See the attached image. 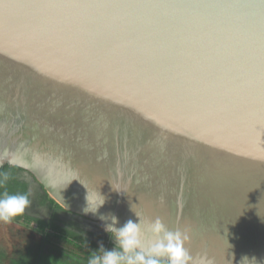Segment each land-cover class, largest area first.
I'll use <instances>...</instances> for the list:
<instances>
[{"label": "water", "instance_id": "water-1", "mask_svg": "<svg viewBox=\"0 0 264 264\" xmlns=\"http://www.w3.org/2000/svg\"><path fill=\"white\" fill-rule=\"evenodd\" d=\"M6 165L146 245L187 230L190 264H264V0H0Z\"/></svg>", "mask_w": 264, "mask_h": 264}, {"label": "clouds", "instance_id": "clouds-1", "mask_svg": "<svg viewBox=\"0 0 264 264\" xmlns=\"http://www.w3.org/2000/svg\"><path fill=\"white\" fill-rule=\"evenodd\" d=\"M7 179L6 175L0 179V186H3ZM30 204L28 193L10 194L6 190L3 191L0 193V222L10 223L15 217L23 215ZM104 204L105 197L100 193L99 195L87 193L83 212L96 215L102 221L103 230L111 234L114 247L111 250L106 249L101 242L98 254L90 256L88 264H163L164 260L167 264H190L193 260L186 247L190 240L187 230H171L160 217H157L148 224L155 239L146 245L142 239L144 221L139 212L131 207L138 220L129 219L118 227L119 218L114 213L99 212ZM232 255L234 258V254ZM255 259V256L244 254L237 264H253ZM200 264H213V262L202 258Z\"/></svg>", "mask_w": 264, "mask_h": 264}, {"label": "flooded vegetation", "instance_id": "flooded-vegetation-1", "mask_svg": "<svg viewBox=\"0 0 264 264\" xmlns=\"http://www.w3.org/2000/svg\"><path fill=\"white\" fill-rule=\"evenodd\" d=\"M5 175L8 179L5 181L3 186H0V193L5 190L10 194L28 193L29 199L31 200L30 206L25 211V214L28 216L43 219L75 234L82 231L83 237L92 240L98 248L101 242L106 249L111 250L114 247L111 234L102 232L100 230L101 228H99L101 226L96 222L66 209L57 210L48 200L45 201L44 188L32 173L24 169L14 170L12 168H5L4 166L0 167V179H2ZM41 209H44L47 212V217H42L38 214L41 212ZM66 215H71V218L68 217L67 219ZM11 222L14 224H20L24 223V220H21L19 223L15 221ZM33 224L35 226L31 227ZM95 225H98V227ZM36 228L37 224L32 223L29 229L34 231Z\"/></svg>", "mask_w": 264, "mask_h": 264}, {"label": "trees", "instance_id": "trees-1", "mask_svg": "<svg viewBox=\"0 0 264 264\" xmlns=\"http://www.w3.org/2000/svg\"><path fill=\"white\" fill-rule=\"evenodd\" d=\"M4 167L12 168L14 170H23L22 168L10 165H6ZM44 193L45 201L48 200L50 204L57 210H64V208L45 190ZM21 220H24V223L28 224L27 226H29V228L32 223H36L37 228L34 231L29 229L28 231L24 232V241L18 246H15L11 252L0 249V264H32L33 262L34 264H38L39 257L47 243L56 247L63 246L66 249H69L70 246L74 245V250L80 252L83 250V247L81 246L82 244L77 243V241H81L88 246H96L94 243L86 240L80 235L69 232L43 219L28 216L25 213L21 216L15 217L12 221L19 223ZM94 254L98 253L94 252ZM164 264H167V262H164Z\"/></svg>", "mask_w": 264, "mask_h": 264}, {"label": "rangeland", "instance_id": "rangeland-1", "mask_svg": "<svg viewBox=\"0 0 264 264\" xmlns=\"http://www.w3.org/2000/svg\"><path fill=\"white\" fill-rule=\"evenodd\" d=\"M38 214L42 217H47V212L44 209H41V212ZM68 217L71 218V215H66L67 219ZM27 225L28 224L25 223L14 224L12 222H0V249L11 252L15 246L21 244L24 241V232L29 230V226ZM34 226L33 224L31 227ZM95 226L98 227V225ZM99 228H101L100 230L102 232H105L102 227ZM77 235L83 237V232L79 231ZM85 239L88 240L87 238ZM77 243L82 244L83 250H81V252L75 251L74 245L66 249L63 246L56 247L47 243L39 257L38 264H88L90 256H92L94 252H99L97 246L84 245L81 241H77ZM32 264H34V262Z\"/></svg>", "mask_w": 264, "mask_h": 264}, {"label": "crops", "instance_id": "crops-1", "mask_svg": "<svg viewBox=\"0 0 264 264\" xmlns=\"http://www.w3.org/2000/svg\"><path fill=\"white\" fill-rule=\"evenodd\" d=\"M88 239V238H87ZM88 241H90V242H92V243H94L92 240H90V239H88ZM84 245H87V244H85V243H83ZM95 244V243H94ZM90 246V245H89Z\"/></svg>", "mask_w": 264, "mask_h": 264}]
</instances>
